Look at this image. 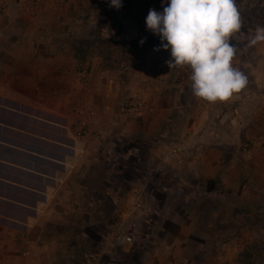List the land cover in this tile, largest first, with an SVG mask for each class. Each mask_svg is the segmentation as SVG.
I'll return each mask as SVG.
<instances>
[{
    "label": "crops",
    "instance_id": "1",
    "mask_svg": "<svg viewBox=\"0 0 264 264\" xmlns=\"http://www.w3.org/2000/svg\"><path fill=\"white\" fill-rule=\"evenodd\" d=\"M109 1L0 0V264H240L253 246L235 236L264 234L262 151H241L263 132L264 0H234L247 82L215 102L146 42L139 1ZM112 42H133L126 65L104 59ZM137 90L143 112L126 115ZM90 110L100 142L79 135ZM119 231L137 242L111 247Z\"/></svg>",
    "mask_w": 264,
    "mask_h": 264
},
{
    "label": "clouds",
    "instance_id": "2",
    "mask_svg": "<svg viewBox=\"0 0 264 264\" xmlns=\"http://www.w3.org/2000/svg\"><path fill=\"white\" fill-rule=\"evenodd\" d=\"M117 10L122 0H110ZM147 30L170 49V66H190L193 94L210 102L226 100L246 84L232 67L230 38L241 29L234 0H166L163 10H149ZM264 39V32L258 37ZM143 43V41H141Z\"/></svg>",
    "mask_w": 264,
    "mask_h": 264
},
{
    "label": "rangeland",
    "instance_id": "3",
    "mask_svg": "<svg viewBox=\"0 0 264 264\" xmlns=\"http://www.w3.org/2000/svg\"><path fill=\"white\" fill-rule=\"evenodd\" d=\"M134 1H139V4H140L139 9L141 10V12H140L141 20L140 21L142 23V26H143L144 30L149 35V37H147V41H146V42H149L153 38H155L156 36H158V35L152 33L151 31L147 30L146 24H145V18H146L147 14H148V11L146 10V8H147L148 5H151V2H153L154 0H122V3L123 4H131ZM156 1L159 4H162L163 3L162 0H156ZM254 1H259V0H253V2ZM133 10L130 11V14H135V11H133ZM136 17H137V13H136ZM112 43L117 48L112 47L110 45L109 46L106 45V46L102 47L101 53L103 54L104 59L107 60L108 64L109 63L113 64V63L117 62L118 64L126 65V63L130 61V54H131L132 50H134V48H133V45H134L133 42H123V45H121V49L117 46L118 45L117 42H112ZM163 43H166V41L162 42L161 39H159L158 46H163ZM137 63H138V60L137 61H134V64L131 65V67H129L131 69V71L134 72V68L137 65ZM125 67H127V66H125ZM145 89L146 88H144V90ZM141 90H143V89L141 88ZM141 90H137L138 93L139 92L142 93ZM258 129H259V127H256V130L253 131V132L256 133ZM261 129L263 131L262 134H261V136H259L257 139H253L252 140V149L254 148V149H258V150L262 151V154H260L262 156L259 157V159H260V161H264V123H263ZM241 151H242V149H241ZM242 154L243 153L240 152V147H239V151H238V154L237 155L239 157H241ZM262 209H263L262 212H260V214L256 218H257V220H259L258 219L259 217H263L262 221L264 222V207H262ZM123 232L133 234L131 231H123ZM235 237H236V242L237 243L238 242H243V240H244L246 244H248L249 242H251L252 243L251 246H253V248L251 250L252 253L245 252V254H243L244 253L243 252V253H240L239 257L236 256L237 258L240 259V264L243 263V259H246V261L248 262V264H264V234H262V235L259 234V236H255V237L253 235L247 236L246 234L245 235L235 236ZM136 242H137V240L135 238V242L133 244H135ZM223 242H225V241L223 240ZM233 253L235 254V251ZM247 254L249 256H247Z\"/></svg>",
    "mask_w": 264,
    "mask_h": 264
},
{
    "label": "built area",
    "instance_id": "4",
    "mask_svg": "<svg viewBox=\"0 0 264 264\" xmlns=\"http://www.w3.org/2000/svg\"><path fill=\"white\" fill-rule=\"evenodd\" d=\"M21 0H16L17 3H20ZM31 7H35V4L38 0H26ZM2 8H0L1 10ZM82 78L86 79L89 74V64L85 63L81 70ZM260 90V95L263 92ZM145 106L144 100L141 98L138 92H133L124 102L122 111L129 116L139 115L143 112ZM226 115H224L225 117ZM98 117V112L96 110L88 111L85 117H82L78 121V125L80 126L79 135L80 136H91L94 141L100 142L102 139V132H96L90 125V120ZM242 151L247 153L252 149V141L248 140L246 143H243L241 147ZM138 207H143L142 204H137ZM145 209V208H144ZM135 242V236L131 233H126L123 231H119L114 234L112 238L109 240V245L113 248H124L128 245H132ZM25 254H29L28 251L24 252Z\"/></svg>",
    "mask_w": 264,
    "mask_h": 264
},
{
    "label": "trees",
    "instance_id": "5",
    "mask_svg": "<svg viewBox=\"0 0 264 264\" xmlns=\"http://www.w3.org/2000/svg\"><path fill=\"white\" fill-rule=\"evenodd\" d=\"M86 52V51H85ZM88 57V54L86 53V54H82V53H80V55H79V58H80V60L84 63L85 62V60H86V58Z\"/></svg>",
    "mask_w": 264,
    "mask_h": 264
}]
</instances>
